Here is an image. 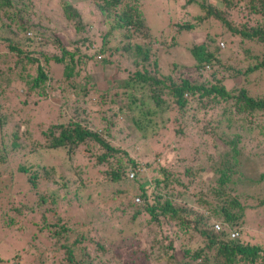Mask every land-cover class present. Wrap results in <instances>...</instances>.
Instances as JSON below:
<instances>
[{"label": "trees", "instance_id": "16d2710c", "mask_svg": "<svg viewBox=\"0 0 264 264\" xmlns=\"http://www.w3.org/2000/svg\"><path fill=\"white\" fill-rule=\"evenodd\" d=\"M181 11L184 19L174 21V12L153 33L143 0H0V237L15 238L9 242L19 249L9 263L52 253L60 255L57 264H145L163 250L157 261L164 264H264V239H242L253 195L231 187L247 159L264 160V0H183ZM54 19L65 21L69 37L53 28ZM95 22L103 28L97 46ZM213 25L218 32L211 36ZM202 32V42L194 43ZM187 37L190 64L162 66L160 50ZM131 56L138 67L128 66ZM92 63L113 65L124 76H111L114 84L99 90ZM52 65L61 77L50 74ZM64 85L73 90L69 111L57 106L39 114V103ZM27 96L34 99L28 114L21 107L30 106ZM40 117L48 121L36 122ZM124 117L137 132L134 139L126 130L125 147L111 134ZM187 131L197 139L191 159L175 154L163 163L174 150L170 143ZM48 153H61L64 168L45 164L41 157ZM82 165L92 170L89 185L121 186L123 200L114 210L134 232H145L143 247L127 262L119 253L108 256L131 246V238L115 243L103 235L100 224L112 216L97 213L71 224L56 214L59 203L79 201L88 187ZM209 175L213 179L204 178ZM263 183L264 172L257 184ZM260 193L254 202L262 210ZM232 230L237 238H230ZM26 232L30 239L18 245Z\"/></svg>", "mask_w": 264, "mask_h": 264}, {"label": "rangeland", "instance_id": "374dc122", "mask_svg": "<svg viewBox=\"0 0 264 264\" xmlns=\"http://www.w3.org/2000/svg\"><path fill=\"white\" fill-rule=\"evenodd\" d=\"M77 0H73L74 3H76ZM183 4V0H177L176 2L174 0H143V11L144 15L146 17V20L153 31V33H157L160 31L161 28L165 26V24L169 21V17L172 15L174 16L175 12V18L176 20H182L186 16L181 11V7ZM83 7V6H82ZM49 9V7H48ZM50 10V9H49ZM197 14V11L194 10L193 15ZM188 18V17H186ZM96 20V19H94ZM93 20V21H94ZM93 21H90L91 23ZM95 22L93 34L91 35L93 41L96 43L98 42V39L96 37V34L99 30H102L103 28L98 25V23ZM51 26V25H49ZM54 26V27H53ZM53 28L60 29L64 34H66L68 37L71 35V32H68L66 29V23L65 21H59L54 19ZM61 32V31H60ZM218 32L217 28L214 27L212 29L211 36L213 33ZM205 32H202L196 36H193L192 41L201 43L204 39ZM62 37V36H61ZM178 46L171 48H164L160 50V53H158V56L160 58V62L162 66H167L169 62H179L184 63V65H189L191 62L190 57L187 52V48L190 45L191 39H183L181 41V38L178 39ZM223 42L224 47H221V43ZM219 47L225 48L226 42L220 41ZM91 53V52H89ZM93 54V52H92ZM136 56H131L128 60V66L131 68L138 67L140 64L138 63L139 60ZM124 60L122 61V63ZM90 73L92 74V78L95 81L97 87L99 90L107 89L108 86H112L114 83H110L109 79L111 76H113L115 79H120L124 75L117 73L116 67L113 65H106L99 66L94 65L92 63V66L90 68ZM50 74L53 75L55 78L61 77V72L59 71L58 65H52L50 69ZM229 87V85H227ZM62 91L55 90L50 95H48V99L45 101H42L39 103L37 109H44L43 111H40V113H43L44 111H50V113H53L57 106H62V108L69 111V107H72L71 101L73 99V90L68 88L66 85L63 86ZM26 99L29 100L30 106H21L24 108V113H29V108L34 105V99L32 97L27 96ZM13 105H15L13 103ZM68 107V108H67ZM219 111V109H215L216 112ZM34 115H38L37 111L34 113ZM49 117V116H48ZM99 119V117H96ZM122 122V128H113L111 131V134L118 138V142L121 146L125 147L128 146V142L123 140V137L127 131L130 133V135L135 139L137 132L134 129L131 122L127 119L122 118L120 119ZM36 122L39 123H46L48 120H44L43 117L35 119ZM32 122V123H36ZM95 124L98 126L99 120L95 122ZM175 124H171L168 126V130L173 128ZM127 130V131H126ZM122 131V132H120ZM195 134L193 132L187 131L184 133L183 136H180L177 140L172 141L171 148H173V151L165 152L163 159V163L170 164L172 162V155H177L178 157H186L191 159V154L194 152L195 147L197 145V139L194 136ZM172 134L165 136L162 138L163 142H166V140H171ZM161 147V145H159ZM250 147V145H249ZM160 149V148H159ZM220 152H223V148L220 147ZM166 153H171L169 155H166ZM62 154L61 153H48L43 154L41 157V160L45 164H54L59 167V169H63L64 167L60 166L62 164ZM83 162V161H82ZM162 162V161H161ZM15 166H13L14 168ZM83 173H82V180L83 182L88 184V187L84 190L79 192V201L74 200L75 198H72L69 204H65L63 202L59 203L56 207V214L60 217L64 218V220H68L71 222V224L78 220L81 222L88 221V220H94L97 213H100L101 216H107L111 217L112 219L110 221H106L104 225L100 224V227L104 228L103 235L108 239V241L112 242H119L121 239L123 240L126 238H131V246L126 251L125 249L122 250V253L117 250L114 254H109V258H117V254L119 253L122 259V262H127L130 257L129 254L132 253L139 245L143 247V240L145 237V232L142 229H138L137 232H134L132 230V227L130 223L127 221L126 215H121L118 211H115L114 208L118 207L121 204V201L123 200V196L120 194L118 195L117 189L121 186H116L114 184L111 185H105V186H95V185H89L90 180L93 177L92 170L90 168H84V166H81ZM103 169V168H102ZM66 173L69 174V171L64 169ZM77 172V171H76ZM264 172V160L260 163L256 160H249L245 162V165L243 168L238 170V172L232 177L234 184H231V187L236 190L237 193H244V191L247 190L245 195L248 193L253 195V199H248V205L251 206L250 208L246 209L245 212V226L244 231L242 233V239L243 240H252V241H262L264 238L261 236L262 233H264V209L260 210L255 207L258 206L254 200L258 196H261L262 193H260L261 190L264 191L260 187V185L264 186L263 184H257L259 182L260 174ZM70 174V176H75ZM146 175V173H145ZM6 176V175H3ZM15 178L17 181H24L23 175H19L15 173ZM153 176V173L151 171H148L146 177L151 178ZM7 177V176H6ZM205 179L209 180V178H212L210 175L205 176ZM213 179V178H212ZM142 181V180H141ZM7 183V182H6ZM20 186H25L24 182H20ZM52 188V186H50ZM248 188L251 189L250 192H248ZM128 193L135 194L136 191L133 187H130L127 189ZM62 194L61 192H58V196L60 197ZM186 200V198H184ZM31 199L29 200V202ZM125 201V200H124ZM189 203L193 202L192 198H189L187 201ZM253 203V204H252ZM54 219L53 215H49L48 218ZM99 222V221H98ZM113 225V227L111 226ZM155 230V229H154ZM119 231V233H118ZM156 231V230H155ZM159 232V231H158ZM30 232H26V234H22V237L18 239V245L22 242V245L25 243V239H30ZM11 239H15L11 237ZM9 239H2V236L0 237V257L3 259V262L0 264H11L7 260L12 257L19 249L18 247L9 242ZM134 240V241H133ZM24 242V243H23ZM175 248H178V244L175 243ZM127 252V253H126ZM49 256H46L44 258H39L38 255H34L32 253L31 255H24L19 260V263L15 264H57V260L59 261L60 255L55 254V257L52 255V253H48ZM164 255L163 250H159L156 254H151L150 261L146 262L145 264H164L162 262L157 261V258H161ZM108 259V257H107ZM112 263V262H111ZM109 263V264H111ZM14 264V263H13ZM116 264V263H114Z\"/></svg>", "mask_w": 264, "mask_h": 264}, {"label": "built area", "instance_id": "2783aa9c", "mask_svg": "<svg viewBox=\"0 0 264 264\" xmlns=\"http://www.w3.org/2000/svg\"><path fill=\"white\" fill-rule=\"evenodd\" d=\"M221 45H223V44H221ZM135 202H136V204H138L140 201H139L138 198H136V199H135ZM213 229H214L216 232H219V231L222 230V226H221V224H220L218 221H214V222H213ZM238 235H239V234H238L237 231H234V230L230 231V238H232V239L237 238Z\"/></svg>", "mask_w": 264, "mask_h": 264}, {"label": "clouds", "instance_id": "9594fccd", "mask_svg": "<svg viewBox=\"0 0 264 264\" xmlns=\"http://www.w3.org/2000/svg\"><path fill=\"white\" fill-rule=\"evenodd\" d=\"M221 45V44H220ZM221 47H224V45H221ZM136 203V202H135Z\"/></svg>", "mask_w": 264, "mask_h": 264}]
</instances>
